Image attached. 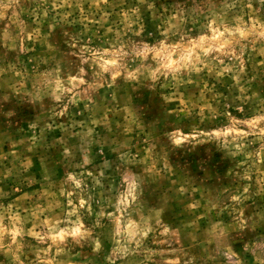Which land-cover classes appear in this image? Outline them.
Listing matches in <instances>:
<instances>
[{
    "label": "rangeland",
    "instance_id": "obj_1",
    "mask_svg": "<svg viewBox=\"0 0 264 264\" xmlns=\"http://www.w3.org/2000/svg\"><path fill=\"white\" fill-rule=\"evenodd\" d=\"M0 264H264V0H0Z\"/></svg>",
    "mask_w": 264,
    "mask_h": 264
}]
</instances>
